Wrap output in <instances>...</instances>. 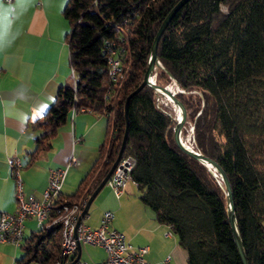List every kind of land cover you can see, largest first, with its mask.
<instances>
[{
    "label": "trees",
    "instance_id": "1",
    "mask_svg": "<svg viewBox=\"0 0 264 264\" xmlns=\"http://www.w3.org/2000/svg\"><path fill=\"white\" fill-rule=\"evenodd\" d=\"M176 1L64 3L74 84L58 86L45 112L30 123L39 132L26 163L50 145L71 106L106 116L95 159L73 192L59 193L64 203L87 198L113 162L125 125L124 98L141 81L155 31ZM105 41L119 61L113 81ZM156 56L154 82L177 86L174 96L186 107L193 149L215 160L229 179L247 261L264 264V0H187L162 31ZM173 124V113L151 88L143 86L128 99L121 156L133 159L129 178L138 199L156 222L169 226L186 264H242L224 186L175 146ZM58 245L57 224L34 228L23 236L14 264H51Z\"/></svg>",
    "mask_w": 264,
    "mask_h": 264
},
{
    "label": "crops",
    "instance_id": "2",
    "mask_svg": "<svg viewBox=\"0 0 264 264\" xmlns=\"http://www.w3.org/2000/svg\"><path fill=\"white\" fill-rule=\"evenodd\" d=\"M65 2L29 0L21 4L18 0H0V6L6 10L0 36V212L10 213L15 207L14 180L8 173L6 163L8 157H16L21 161L19 176L23 196L34 199L41 196L48 170L61 167L74 158L76 164L67 166L60 188V193L65 195L76 188L104 139L106 116L88 110L76 111L73 115L69 114L67 121L57 129L55 136L50 139V145L30 163H26L28 153L33 148V139L39 132V129H32L30 123L45 112L58 86L72 83L64 39L68 26L60 13ZM132 185L138 198L139 191L133 182ZM126 190L125 185L118 197L113 195L116 207L111 205L107 208L118 210L119 199ZM141 205L150 230L161 232L166 226L154 220L148 206ZM144 207H148L151 212ZM110 209L106 210L112 212ZM29 221L33 222L27 219L24 223ZM24 223L23 236L29 228ZM169 237L162 236L164 240ZM7 245L0 242V261L8 255L15 256L14 251L11 254L3 251ZM166 252L167 261L186 264L185 252L178 248L176 239L167 242Z\"/></svg>",
    "mask_w": 264,
    "mask_h": 264
},
{
    "label": "built area",
    "instance_id": "3",
    "mask_svg": "<svg viewBox=\"0 0 264 264\" xmlns=\"http://www.w3.org/2000/svg\"><path fill=\"white\" fill-rule=\"evenodd\" d=\"M10 2L11 0H2ZM112 43L104 42L103 52L107 54V73L113 81L119 70V61L111 48ZM72 87L74 75L71 70ZM110 86L106 87L103 99H107ZM76 111H84L82 108L74 109L72 106L69 114ZM191 131V129H190ZM189 147L192 134L190 133ZM184 142V141H183ZM185 143V142H184ZM186 144V143H185ZM8 173L14 180V210L10 213L0 212V242L18 246L23 238V222L27 219L33 220L34 228L48 227L52 224L59 226V245L57 255L51 264H69L77 251L76 244L97 246L104 252V258L95 263H87L79 258L71 264H147L144 254L147 247H133L119 231L110 228L109 222L112 212L105 210L101 213L98 225L89 227L83 220L86 212L79 218L86 198H80L71 203H64L59 199L60 188L68 165L76 164L74 158H70L63 166L54 167L48 170L46 184L39 199L25 198L22 192V181L19 170L22 167L21 161L16 157H8L6 160ZM133 165V159L129 155L120 156L113 170L104 181L106 186L118 197L128 181L129 172ZM164 236H170L169 226ZM80 253V249H79Z\"/></svg>",
    "mask_w": 264,
    "mask_h": 264
},
{
    "label": "rangeland",
    "instance_id": "4",
    "mask_svg": "<svg viewBox=\"0 0 264 264\" xmlns=\"http://www.w3.org/2000/svg\"><path fill=\"white\" fill-rule=\"evenodd\" d=\"M171 86H172L171 89L175 90L174 86L173 85ZM159 102L165 104L173 113V115L175 114V107L171 106L170 103L165 101V99H163L160 96H159ZM190 133L192 134L191 122L185 119V122L181 128L180 138L187 145H189L190 142L189 140ZM126 186H127L126 193L123 195V197L121 196V198L119 199L120 201L119 209L111 210L110 208L107 207L111 205L116 207L117 204L116 199L113 197L111 191L106 186L103 185L96 193V195L93 197V199L90 201L86 209V218L83 220V222L89 227H95L98 225V221L101 213L106 209H110L112 211V218L109 222L110 228L115 229L120 233H122L125 239L134 248L146 246L148 248V252L144 255V260L147 264H173L172 260L171 261L166 260L167 259L166 245L167 242L171 240L175 241V236L170 232L169 239L164 240L162 236L167 231L166 227H163V229L161 228L163 230V234H162V230L161 232L150 230L147 223L148 221L147 216L143 213V210L141 209V206L143 205H141L140 200L137 198V195L135 194V189L133 188L132 182L128 181L126 183ZM144 208H147L148 211L150 210L148 207H144ZM24 224L27 227L29 225L28 230L34 229L33 222L29 221V222H25ZM28 230L24 231V233L27 234ZM178 248L182 249L179 245ZM79 249H80L79 258L87 263L99 262L104 258L103 250L97 246L80 244ZM3 251L5 253L8 252L10 254L14 251L15 253V256H13L14 259L18 258L21 255V250L16 245L13 244L7 245ZM13 257H10L9 255L6 256L3 260L0 261V264H14ZM29 264H37V263L32 261Z\"/></svg>",
    "mask_w": 264,
    "mask_h": 264
},
{
    "label": "water",
    "instance_id": "5",
    "mask_svg": "<svg viewBox=\"0 0 264 264\" xmlns=\"http://www.w3.org/2000/svg\"><path fill=\"white\" fill-rule=\"evenodd\" d=\"M186 1L187 0H177L176 3L169 9V11L163 17V19L161 20V22L159 23V25L155 31V34L152 38V41H151V44L149 47V51H148V55H147V59H146V63H145V68H144V71L142 74L141 81L138 83V85L133 90H131L125 96L124 101H123V118H124L125 125H124L123 134L121 137V141H120L116 156H115L113 162L111 163V165L109 166L108 170L106 171V173L103 175V177L98 182L97 186L92 190V192L86 198L85 204H84L81 212L79 213V215L77 217V221L86 212V209H87L90 201L93 199V197L99 191V189L103 186L104 181L109 176V174L111 173V171L113 170L114 166L116 165L117 161L119 160V158L121 156L123 146H124V141H125V135H126V104H127L128 99L130 98L131 95H133L135 92H137L141 87L147 86V87L151 88L153 90V92L156 95H158V97L159 96L162 97L163 99H165V101L170 103L171 106L176 107L178 110V114L177 115L174 114V124L172 126V140H173L175 146L181 152H183V153L187 154L188 156H190V157L196 159L197 161L201 162L207 168H210L213 175L217 176L219 178V180L222 182V184L224 186L225 197H226L227 217H228V221L230 224L233 240H234V243H235V246H236V249L238 251V254H239V257L241 259L242 264H249L247 261L246 254L244 252L243 244L241 241V237L239 234V230H238V226H237V222H236V217H235V211H234L232 189H231V185H230V182H229V179H228L226 173L224 172L222 167L215 160H213L212 158L207 157V156L201 154L200 152H198L197 150L189 147L187 144H185L181 140L180 131H181V128L185 122L187 111H186L185 105L174 96V93L176 91H179V90H178L177 86L174 85V82H172L170 85L161 86V85L156 84L154 82V79H153V77H154L153 70L155 69V67H157L159 65V62H158L157 56H156L157 41H158L162 31L164 30L166 24L170 20V18L180 8V6L183 5ZM172 84L174 85L175 90L171 89ZM76 248H77V251H76V254H75L72 261L77 259L78 255H79L78 244H76ZM71 262L69 264H71Z\"/></svg>",
    "mask_w": 264,
    "mask_h": 264
},
{
    "label": "snow or ice",
    "instance_id": "6",
    "mask_svg": "<svg viewBox=\"0 0 264 264\" xmlns=\"http://www.w3.org/2000/svg\"><path fill=\"white\" fill-rule=\"evenodd\" d=\"M29 0H18V3H28ZM5 9H3L2 6H0V36H2V32H3V24H4V20H5Z\"/></svg>",
    "mask_w": 264,
    "mask_h": 264
},
{
    "label": "bare ground",
    "instance_id": "7",
    "mask_svg": "<svg viewBox=\"0 0 264 264\" xmlns=\"http://www.w3.org/2000/svg\"><path fill=\"white\" fill-rule=\"evenodd\" d=\"M172 87V86H171ZM178 114V110L176 109V107H175V115H177Z\"/></svg>",
    "mask_w": 264,
    "mask_h": 264
}]
</instances>
